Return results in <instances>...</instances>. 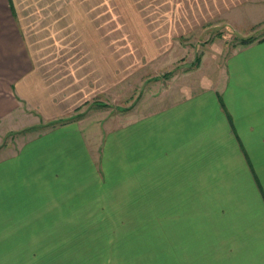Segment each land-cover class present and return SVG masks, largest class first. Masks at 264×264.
Here are the masks:
<instances>
[{"label": "crops", "instance_id": "crops-1", "mask_svg": "<svg viewBox=\"0 0 264 264\" xmlns=\"http://www.w3.org/2000/svg\"><path fill=\"white\" fill-rule=\"evenodd\" d=\"M233 3L248 5L230 18L244 33L264 14V0H183L174 24ZM105 21L107 0H0V264H264V36L169 71L171 88L150 91L132 120L120 109L94 148L78 116L109 84V62L76 54L111 52ZM152 36L113 51L165 50ZM67 47L68 62L42 58ZM11 133L23 134L16 145ZM117 195L165 235L76 236L78 214Z\"/></svg>", "mask_w": 264, "mask_h": 264}, {"label": "rangeland", "instance_id": "rangeland-1", "mask_svg": "<svg viewBox=\"0 0 264 264\" xmlns=\"http://www.w3.org/2000/svg\"><path fill=\"white\" fill-rule=\"evenodd\" d=\"M155 1L107 0L109 4V21H105V23H108V37H105V42L109 44L111 52L107 54L102 52L88 54L77 52L76 54L78 58L88 55L89 60L102 56L105 62L106 60L109 62V84L103 92L95 91L94 98L83 106L79 116L76 115V117L84 119L85 125H88L86 128L89 127V129L86 132L93 136L94 139L91 142L94 144V148L100 146V135L103 130L106 131L117 127L118 117L121 115L120 109L130 108L127 114L130 112L129 116L132 120V112H137L138 110L135 108L141 102H146L150 91L158 94L160 91H165L166 86L168 88L172 86L169 81L170 78L168 80L164 79V75L169 71H173L172 76L175 74L181 75L184 70L193 66L195 57L205 49L211 51L212 54L221 53L223 55L232 50L238 39L249 37L256 39L264 36V25L261 24L263 23L262 20H264V14L255 16L256 19H253L254 23L249 25L253 26L254 30L251 28L246 33L240 29L239 25L231 21L230 18L234 14L233 11L239 13L242 7L248 6L242 3L217 6V9L208 10L200 18V20L204 21L181 29L174 24V21L177 18L176 10L183 7V0ZM249 7L256 9V5H249ZM153 12H160L165 14V16L158 21L149 22L148 18ZM168 19H173L170 21V25ZM44 24V22H41V25ZM42 33H45V31L43 30ZM158 33L162 34L161 40L168 39V45L165 50L154 52L151 48L152 50L144 53H119L113 51L119 48L117 47L119 44H123L122 49L126 47L127 50L132 45L140 48V44L144 40H153L152 35ZM81 39L85 42V38ZM64 40L70 46L76 45L75 41H72V39V42L69 41L68 37L64 38ZM51 41L53 44L58 43L56 37H52ZM51 41L49 37L50 46ZM81 44L78 42V45ZM90 45L95 46V49H102L101 43L94 42L93 44L90 43ZM66 50L67 52H64L63 48L61 50L51 49L50 52L48 49L47 52L41 55L44 60L49 58L50 61L58 60L64 63L69 61L70 54L75 56L74 53L69 52L68 47ZM100 104H104V106L100 107ZM93 128H95V132ZM34 133L27 132L25 135L30 137L34 136ZM21 135L23 134L11 133L6 137L4 136L3 140L5 142L13 140L16 145L20 139L18 137H21ZM122 193H125V191L123 190ZM122 198V196L117 195L116 201L108 203V206L105 207L98 202L90 204L87 207L89 210L87 213L78 214V221H82L79 225L83 224L85 227L78 228L76 236L110 238L165 235L164 228L156 227L160 224L156 222L159 220L156 214L152 216L150 213L131 211L133 207L120 205ZM102 208H106V211H98L99 209L102 210ZM121 209H125V211ZM191 219H193V214H191ZM161 220L166 219L162 218ZM152 225L155 228H151ZM72 235H75V233H72Z\"/></svg>", "mask_w": 264, "mask_h": 264}, {"label": "trees", "instance_id": "trees-1", "mask_svg": "<svg viewBox=\"0 0 264 264\" xmlns=\"http://www.w3.org/2000/svg\"><path fill=\"white\" fill-rule=\"evenodd\" d=\"M252 41H253L252 38H249V39H247V40H243L242 43L246 44V43H249V42H252ZM148 237H149V236H148Z\"/></svg>", "mask_w": 264, "mask_h": 264}]
</instances>
